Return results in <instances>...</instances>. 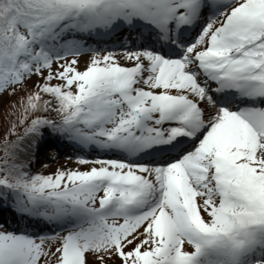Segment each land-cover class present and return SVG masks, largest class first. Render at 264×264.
I'll return each mask as SVG.
<instances>
[{
    "label": "snow or ice",
    "instance_id": "snow-or-ice-1",
    "mask_svg": "<svg viewBox=\"0 0 264 264\" xmlns=\"http://www.w3.org/2000/svg\"><path fill=\"white\" fill-rule=\"evenodd\" d=\"M34 76L0 264H264V0H0V105ZM45 130L111 155L33 173Z\"/></svg>",
    "mask_w": 264,
    "mask_h": 264
},
{
    "label": "rangeland",
    "instance_id": "rangeland-1",
    "mask_svg": "<svg viewBox=\"0 0 264 264\" xmlns=\"http://www.w3.org/2000/svg\"><path fill=\"white\" fill-rule=\"evenodd\" d=\"M88 56H91V53L90 54H87V55H84L83 57L79 58L81 64H84V62H86V59H89L90 57ZM130 63V62H129ZM79 65V67H80ZM57 66L54 64L53 65V69H56ZM82 70V69H81ZM46 74V73H45ZM38 80V77H32L31 80L27 81L26 82V87H24L23 89H21L20 91L17 92V96L14 97L13 99H19L20 97H23V100L26 102L27 100V96L30 94V93H33L34 92V88H33V84ZM36 91V89H35ZM28 123H30V121H28ZM26 125H23V126H19L17 128V131L20 132ZM59 147V148H58ZM60 149V146L58 145L57 147H51L48 151H46L47 153L46 154H42V158H38L40 159L39 160V163L36 164V167L41 171L42 174H52L56 171L57 168H64V167H67V168H71V169H77L79 168L80 170H88L89 168L92 167V165H78L76 164L74 161H75V158L67 153H64V154H61V150ZM53 151H59L58 152V156H59V160H58V163H51L48 159H46V157L50 156L51 152ZM67 152V151H66ZM41 154V153H40ZM67 157H71V159H66ZM45 164H48L49 166L47 168L44 167ZM7 227V226H6ZM55 244L52 245L53 249L55 248ZM109 264V263H108ZM111 264V263H110Z\"/></svg>",
    "mask_w": 264,
    "mask_h": 264
},
{
    "label": "trees",
    "instance_id": "trees-1",
    "mask_svg": "<svg viewBox=\"0 0 264 264\" xmlns=\"http://www.w3.org/2000/svg\"><path fill=\"white\" fill-rule=\"evenodd\" d=\"M14 97L9 98L7 96L4 98V103L0 105V146L4 144L6 137L11 140L16 139L15 136H8V129L10 128L11 124L17 123L18 115L21 112V98L13 99ZM13 105H15V107H13ZM42 114L44 113H37V115ZM32 118L35 117H30V122ZM23 130L24 128L20 132L22 133ZM0 155H2V152H0Z\"/></svg>",
    "mask_w": 264,
    "mask_h": 264
},
{
    "label": "bare ground",
    "instance_id": "bare-ground-1",
    "mask_svg": "<svg viewBox=\"0 0 264 264\" xmlns=\"http://www.w3.org/2000/svg\"><path fill=\"white\" fill-rule=\"evenodd\" d=\"M87 60H88V59H86V61H87ZM84 66H85V62H84V64L80 65V68L83 69ZM62 152L64 153L63 150H62Z\"/></svg>",
    "mask_w": 264,
    "mask_h": 264
}]
</instances>
